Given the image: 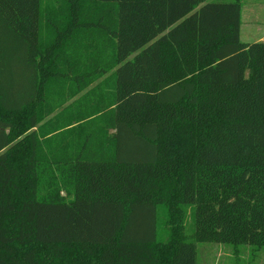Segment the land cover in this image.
<instances>
[{"label":"trees","instance_id":"1","mask_svg":"<svg viewBox=\"0 0 264 264\" xmlns=\"http://www.w3.org/2000/svg\"><path fill=\"white\" fill-rule=\"evenodd\" d=\"M54 3L0 0V264L264 248V43L241 41L242 0ZM79 94L74 147L45 155L39 123Z\"/></svg>","mask_w":264,"mask_h":264},{"label":"rangeland","instance_id":"2","mask_svg":"<svg viewBox=\"0 0 264 264\" xmlns=\"http://www.w3.org/2000/svg\"><path fill=\"white\" fill-rule=\"evenodd\" d=\"M56 0H42L43 13L46 14V11L55 8ZM232 0H207V2H230ZM61 3L57 2V6ZM264 14V0H242V18H241V36L240 39L242 42H255L259 37V30L257 26V21L263 19L261 16ZM44 22V21H43ZM43 39L45 42L49 40L48 34L46 31L43 32ZM89 39L96 37L94 33L87 34ZM87 37V36H86ZM87 37V38H88ZM85 36L83 37V39ZM102 79L98 82H101ZM96 82L93 87L98 86ZM81 94V93H80ZM77 95L72 101L68 103H63L62 108L55 111L50 117L44 119L39 123L40 127H44L46 133V152L45 155L57 154V151H53L59 146L66 142H70L71 147L73 148L76 140L78 139L80 133L78 132V125H82V120L84 117H77L75 115L76 107L71 108L70 105L74 100H78L82 95ZM55 102V100H54ZM84 106V105H82ZM68 109V111H66ZM50 118L49 123H46ZM57 118V119H56ZM80 118V119H79ZM97 124V123H94ZM57 132L54 137V132ZM51 140V143H50ZM63 194H66L65 192ZM164 216L162 219L161 226V238L166 239L167 235L166 230L168 226H164ZM185 226L187 231L190 233L192 230V218L190 212L186 215ZM197 247V264H264V248L255 250L252 247L248 246H235V245H224L216 243H200L196 242Z\"/></svg>","mask_w":264,"mask_h":264},{"label":"crops","instance_id":"3","mask_svg":"<svg viewBox=\"0 0 264 264\" xmlns=\"http://www.w3.org/2000/svg\"><path fill=\"white\" fill-rule=\"evenodd\" d=\"M263 17V19H261L260 21H257V27L260 28L259 30V37L255 42H263L264 43V14L261 15ZM242 21V20H241ZM242 33H240L241 36ZM246 43H250V42H246Z\"/></svg>","mask_w":264,"mask_h":264}]
</instances>
